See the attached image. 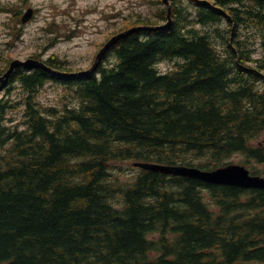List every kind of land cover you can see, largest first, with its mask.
Returning a JSON list of instances; mask_svg holds the SVG:
<instances>
[{
  "label": "trees",
  "instance_id": "obj_1",
  "mask_svg": "<svg viewBox=\"0 0 264 264\" xmlns=\"http://www.w3.org/2000/svg\"><path fill=\"white\" fill-rule=\"evenodd\" d=\"M146 2L160 7L110 35L168 22L163 0ZM171 18L120 39L89 76L21 67L0 84V264H264V189L115 173L129 161L210 170L240 154L264 176V0H171ZM51 80L73 105L36 101ZM16 86L24 119L12 124Z\"/></svg>",
  "mask_w": 264,
  "mask_h": 264
},
{
  "label": "rangeland",
  "instance_id": "obj_2",
  "mask_svg": "<svg viewBox=\"0 0 264 264\" xmlns=\"http://www.w3.org/2000/svg\"><path fill=\"white\" fill-rule=\"evenodd\" d=\"M24 0H0V5L17 4L22 8ZM28 7L36 10L35 16L25 24L21 38L12 41L11 34L16 20L12 16L0 13V55L12 61L24 62L31 59V56L44 50L48 38L60 34V32H71L76 29L78 32L72 38L60 35L59 41L49 49L43 59L57 54L61 59L67 60L74 71L87 69L93 63L99 46L106 43L110 34L116 28L121 27L125 18L152 16L160 6H151L145 0H27ZM56 21L61 28L51 31L50 25ZM117 31V30H116ZM257 58L264 60V47L260 42L256 45ZM174 61L161 63L158 68L161 71H168L174 66ZM14 100L22 98L24 93L18 87L12 91ZM64 89L57 84L47 83L36 101L45 105H61L64 102L69 104L72 99L63 96ZM15 121H21L23 114L22 104H18L10 114ZM233 163L243 161L241 155L233 158ZM204 161L198 160L195 163ZM133 170L129 164L126 168L127 176Z\"/></svg>",
  "mask_w": 264,
  "mask_h": 264
},
{
  "label": "water",
  "instance_id": "obj_3",
  "mask_svg": "<svg viewBox=\"0 0 264 264\" xmlns=\"http://www.w3.org/2000/svg\"><path fill=\"white\" fill-rule=\"evenodd\" d=\"M167 4H168V24L164 25V26H159V27H136L133 29H130L126 32H123L115 37H113L107 44L106 46L101 50V52L98 54L96 62L92 68V71L95 70V68L97 67L98 63L101 61L103 54L107 51L108 48H110L112 45H114L116 42H118L120 39L134 33L140 30H159V29H163L167 26H170L171 22H172V18H171V7L169 5V0H164ZM20 65H27L30 67H43L45 68V66L41 63L38 62H33V61H28L25 63H22L20 61H15L12 63L9 71L7 72L6 75H4L2 78H0V81L2 82H7L11 73L13 72V70L20 66ZM48 69V68H47ZM146 167V166H144ZM154 170H161V171H165L167 173H172L175 175H179V176H188V177H192V178H196L199 180H204L208 183H212V184H223V185H240V186H246V187H260V188H264V180L257 178V177H251L248 173V171H246L244 168L242 167H232V168H227L224 170H219L213 173H202L199 172L198 170H194V169H186V168H178V169H168L166 167H160V166H152L151 167Z\"/></svg>",
  "mask_w": 264,
  "mask_h": 264
}]
</instances>
